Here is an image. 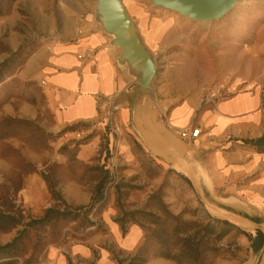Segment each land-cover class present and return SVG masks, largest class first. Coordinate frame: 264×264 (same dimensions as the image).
Returning a JSON list of instances; mask_svg holds the SVG:
<instances>
[{"label": "rangeland", "instance_id": "obj_1", "mask_svg": "<svg viewBox=\"0 0 264 264\" xmlns=\"http://www.w3.org/2000/svg\"><path fill=\"white\" fill-rule=\"evenodd\" d=\"M70 1L73 6L80 1L86 10L100 2L0 0V63L9 59L0 70L8 80L0 87V112L4 102L12 97L42 103L36 85L17 82L11 76L41 43L39 25L44 28L47 19L64 11L72 13ZM161 9L177 15L183 23L181 36L167 37V49L156 57L161 96L176 103L190 97L201 100L222 88L221 91H231L222 98L257 92L261 94L264 115V38H257L264 22V0H237L227 13L213 21H195L170 9ZM263 133L264 116L260 128L252 135ZM237 146L230 145L228 154L233 156V166L242 172L224 180L218 197L229 196L222 194V189L241 195L239 192L247 189L257 191L258 186L264 187V153L253 154L256 158L253 162L245 154L249 151L247 147L241 143ZM143 152L133 146L127 132L118 130L107 117L92 123L78 122L50 133L34 122L0 114V210L13 215L18 222L8 231H0V246L19 236L14 247L0 251V262L60 264L56 260V254H60L67 264H135L132 257L143 241L144 232L135 225L140 232L134 247L125 241L134 225H127L124 237L120 229L116 235L113 233L115 219L120 216L116 199L120 198L124 210L140 209L159 188L163 201L174 214L187 221L204 223L211 213L202 195L169 172L171 168ZM29 177L32 178L27 187ZM101 181L103 199L88 209ZM81 206L84 208L77 210ZM65 207L78 218L24 226L42 218L48 208L63 211ZM239 226L247 231L254 228L246 222ZM80 244L89 248L88 257L71 254V248ZM220 245L222 250L211 264H264V254L260 258L253 256L243 235L231 233ZM144 264L175 263L150 258Z\"/></svg>", "mask_w": 264, "mask_h": 264}, {"label": "crops", "instance_id": "obj_2", "mask_svg": "<svg viewBox=\"0 0 264 264\" xmlns=\"http://www.w3.org/2000/svg\"><path fill=\"white\" fill-rule=\"evenodd\" d=\"M68 4L72 13L64 11L47 19L44 28L39 25L41 43L11 76L36 85L42 103L12 97L0 114L34 122L50 133L107 117L159 164L186 175L211 214L264 232V187L241 195L222 189L229 196L218 197L224 180L242 172L233 166L228 147L261 136L252 135L264 116L261 94H235L213 104L194 97L174 103L160 94L156 57L167 49V37L181 36L180 17L152 0H102L100 7L97 2L89 10L80 1L77 6ZM258 34L264 38V22ZM7 82L3 80L0 87ZM197 127L196 138L181 135L182 129ZM246 149L254 162L253 154L259 152ZM31 178L26 179L27 187ZM37 182L40 185V179ZM246 215L261 221L254 224L242 218ZM112 230L116 235L119 226L114 223ZM138 232L134 225L126 236L129 247L137 243ZM71 254L86 258L90 250L75 245ZM56 260L67 264L60 254Z\"/></svg>", "mask_w": 264, "mask_h": 264}, {"label": "trees", "instance_id": "obj_3", "mask_svg": "<svg viewBox=\"0 0 264 264\" xmlns=\"http://www.w3.org/2000/svg\"><path fill=\"white\" fill-rule=\"evenodd\" d=\"M13 1L16 0H6L8 3ZM8 61L9 59L0 63V70ZM19 66L21 64L17 67ZM5 77L7 76L0 73V83L6 79ZM241 141L247 148H253L259 153H264V133L260 137L246 138ZM132 142L136 149L143 152L142 147L135 139L132 138ZM168 171L176 174L178 178L193 188L186 175L174 169H169ZM162 197V191L159 188L148 197L143 207L129 211L124 210L120 203V198L117 197L116 199L120 216L115 219V223L118 224L121 235L123 237L126 235L127 225L130 224L138 226L144 232L143 241L136 255L132 257L135 264H144L150 258L166 259L175 264H211L213 257L222 250L220 243L231 233L243 235L247 239L248 249H250L253 256L260 258L264 254V232L260 228H254L253 234L234 222L211 214H207L204 223L187 221L182 219L179 214H174L163 201ZM102 199L103 184L101 181L97 185L93 197H91L93 203L89 205L88 209H91L95 203H98ZM102 205L103 203H101ZM82 208L84 207H78L77 210H81ZM66 209L65 207V210L57 211L48 208L45 210L42 218L31 220L24 226L48 223L53 219L75 220L78 218L77 214H71ZM242 218L254 224H259L261 221V219H255L247 215ZM17 224L18 222L13 215L0 210V231H8ZM207 236L211 239H206ZM18 240L19 236L14 238L11 243L0 246V251L14 247ZM117 262L120 263V260H117ZM10 263L12 262H0V264Z\"/></svg>", "mask_w": 264, "mask_h": 264}, {"label": "water", "instance_id": "obj_4", "mask_svg": "<svg viewBox=\"0 0 264 264\" xmlns=\"http://www.w3.org/2000/svg\"><path fill=\"white\" fill-rule=\"evenodd\" d=\"M102 0H100L101 2ZM155 5L170 9L195 21H213L222 17L237 0H152ZM99 2V7H100Z\"/></svg>", "mask_w": 264, "mask_h": 264}, {"label": "built area", "instance_id": "obj_5", "mask_svg": "<svg viewBox=\"0 0 264 264\" xmlns=\"http://www.w3.org/2000/svg\"><path fill=\"white\" fill-rule=\"evenodd\" d=\"M221 90H224V89L223 88L217 89L216 91L212 92L205 98H207L211 103H216V101H218L219 98H222L226 95H229V93H231L229 89H227L226 91H221ZM199 133H200V129L198 127L190 129V130H188V128H184L181 131V135H184V136L189 135L191 138H196L199 135Z\"/></svg>", "mask_w": 264, "mask_h": 264}, {"label": "bare ground", "instance_id": "obj_6", "mask_svg": "<svg viewBox=\"0 0 264 264\" xmlns=\"http://www.w3.org/2000/svg\"><path fill=\"white\" fill-rule=\"evenodd\" d=\"M257 38H259V39H260V35H259V34L257 35Z\"/></svg>", "mask_w": 264, "mask_h": 264}]
</instances>
